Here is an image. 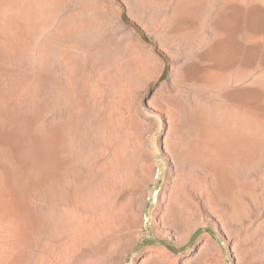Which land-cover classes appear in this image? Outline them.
<instances>
[{"label":"rangeland","instance_id":"1","mask_svg":"<svg viewBox=\"0 0 264 264\" xmlns=\"http://www.w3.org/2000/svg\"><path fill=\"white\" fill-rule=\"evenodd\" d=\"M225 3L0 0V194L23 207L31 234L50 227L27 248L31 264H264V109L230 106L214 62L198 56L223 35ZM49 168L76 185L79 215L105 198L125 224L59 256L68 220L64 205L46 203ZM177 176L209 181L222 220L194 199L187 220L163 227L162 195Z\"/></svg>","mask_w":264,"mask_h":264},{"label":"bare ground","instance_id":"2","mask_svg":"<svg viewBox=\"0 0 264 264\" xmlns=\"http://www.w3.org/2000/svg\"><path fill=\"white\" fill-rule=\"evenodd\" d=\"M249 1V6L244 8L238 4L237 0H226L225 5L221 8L215 21L217 29L221 34L223 33V35L217 38L209 48L198 55L201 59L210 58L214 62V66L218 71V76L223 82V95L230 102V106L246 111H250L251 108L264 109V102H261V97L264 94V78L261 79L254 75L256 72H261L264 76V8L259 4L260 0ZM241 33H246L248 36L246 42L240 39L239 35ZM135 61L136 63L140 62V58L136 57ZM187 68L189 73L194 75L197 74L199 67L197 62H192L188 64ZM235 68H237V71ZM233 69L236 73H230ZM231 74L233 75L231 76ZM254 139L255 138H251V136L243 137V141L248 148L255 147L257 141ZM258 143L260 145V142ZM261 145L263 144L261 143ZM122 153V150L119 148L118 152L113 154V158H110V168L115 169L123 164L124 157ZM65 178L66 177L62 175L61 180H58L55 178L54 169L49 168L43 180L46 203L50 204L51 207L56 206L58 203L64 205L63 209L68 220L69 233L66 239V248L62 252H57L59 256L64 257L74 253H72V251L75 250L76 244L79 241L82 242L83 240L84 242V240L102 231H106L108 228L115 229L119 225L125 224L124 222L126 219L125 211L123 212L121 209L117 208V206L110 208L108 206V200L105 198H100L96 201L91 213L79 215L76 208L82 200L80 201L76 194V185L74 182L72 183L70 181V183L68 182L66 185L64 183ZM175 179L178 181V184H172L171 189L168 188L170 184H167L162 195L161 207L165 209V213L159 215V223L163 227H170V225L184 220L185 217H187L186 215L192 212L191 210L195 207L193 202L194 199H197L199 203L204 205L218 220H222L223 216L220 214L221 209L215 200L214 190L212 185L209 184V181L197 179V181L194 180L192 184H189L179 176ZM185 184L186 189L183 188ZM62 190L66 192V200H64V198H59V195L62 194ZM2 195L4 194H0V264H31L28 259L29 250H27V248L32 244L31 242L34 241V236L37 238L38 234H44V231L48 227L47 222L49 221L45 224L43 223V226L38 223V226L35 224L36 230L31 234V230H28L30 225L27 227L29 221L26 218L27 214L25 215L26 212L23 207L21 208V206L16 205L14 202L12 203L8 196ZM67 199H69V201H67ZM83 201L81 204L85 208L86 205ZM139 203L140 204H137V206L132 207L128 213V219L131 218L133 222H139L142 218H140V212L141 206L143 205L141 201ZM184 209L188 211V213L183 211ZM137 210L139 211L138 214ZM185 220H187V218ZM45 225L47 227H44Z\"/></svg>","mask_w":264,"mask_h":264}]
</instances>
